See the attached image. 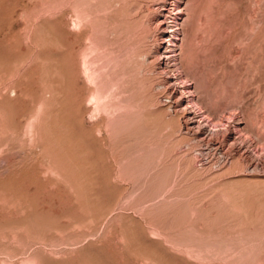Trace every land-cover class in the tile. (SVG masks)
<instances>
[{
    "label": "rangeland",
    "instance_id": "1",
    "mask_svg": "<svg viewBox=\"0 0 264 264\" xmlns=\"http://www.w3.org/2000/svg\"><path fill=\"white\" fill-rule=\"evenodd\" d=\"M125 1L0 0V264H264V0Z\"/></svg>",
    "mask_w": 264,
    "mask_h": 264
},
{
    "label": "bare ground",
    "instance_id": "2",
    "mask_svg": "<svg viewBox=\"0 0 264 264\" xmlns=\"http://www.w3.org/2000/svg\"><path fill=\"white\" fill-rule=\"evenodd\" d=\"M123 0H120V3L122 2ZM129 1V0H128ZM128 1H125V2H128ZM175 2H176V0H174ZM80 2V1H79ZM86 2V1H85ZM116 2V1H115ZM120 3H118V5L120 4ZM44 4V3H43ZM42 4V5H43ZM73 5V4H72ZM115 5V4H114ZM128 5V4H127ZM130 5V4H129ZM44 6V5H43ZM96 6V5H95ZM106 6V5H105ZM117 6V5H116ZM122 6V5H121ZM77 7V6H76ZM94 7V6H93ZM120 7V6H119ZM74 8V7H73ZM121 8V7H120ZM35 9V8H34ZM42 9H43V7H42ZM46 9H47V5H46ZM37 11V10H36ZM45 11V10H44ZM82 11H84V10H82V9H80V7H79V9H78V14H80ZM89 11H91V10H89ZM118 11V10H117ZM186 11L188 12L187 13V18L189 19V20H191V17L193 16L192 15V13H193V10H192V8H187L186 9ZM22 12V11H21ZM38 12V11H37ZM37 12H36V14H37ZM32 13V12H31ZM45 13H46V11H45ZM49 13V12H48ZM83 13V12H82ZM81 13V14H82ZM85 13V12H84ZM119 13V12H118ZM28 14V13H27ZM26 14V15H27ZM30 14V13H29ZM86 14V13H85ZM85 14H83V15H85ZM108 14V13H107ZM23 15V14H22ZM25 15V16H26ZM24 16V15H23ZM24 16V17H25ZM27 17V16H26ZM79 17V16H78ZM194 17V16H193ZM35 18V17H34ZM39 18V17H38ZM25 19H27V18H25ZM29 19V18H28ZM37 19V17L34 19V20H36ZM80 20H81V18H79ZM187 19V20H188ZM84 20V19H83ZM31 21V20H30ZM85 21V20H84ZM84 21H80V22H78L79 24V27H81L82 26V23L84 22ZM29 24V23H28ZM186 24H187V22L185 21L184 23H182V24H179V22L176 20L175 21V25L174 26H172V27H168V29H172V31H170L171 32V34H170V36L172 37L171 39H168V40H166L165 42H170L171 43V45H173V46H178L179 45V47H178V49L176 50V49H173V50H171V53L173 54L172 56H170V60H169V62H174L175 64H174V67H175V72H181L180 74H179V76L176 78L177 80H182L183 78H185V79H187L188 81H191V82H193V84L195 85V90H194V92L195 93H199V81H198V79L197 78H195L194 77V75H193V72H191V70L193 69V71H194V69L197 67L195 64H194V67L195 68H191V66L193 65L192 64V62H194V59H193V54H191V52L189 51V45L187 44V40H188V29L186 28ZM190 24V23H189ZM25 25V24H24ZM35 25V24H34ZM42 25V24H41ZM45 25V24H44ZM26 26V25H25ZM37 26V25H36ZM47 25H45V27H46ZM127 26V25H126ZM125 27V26H124ZM28 28V27H27ZM44 29V28H43ZM121 29V28H120ZM127 29V28H126ZM131 30V29H130ZM40 31V30H39ZM47 31V30H46ZM51 31V30H50ZM126 31V30H125ZM133 31V30H132ZM36 32V31H35ZM34 32V33H35ZM38 32V31H37ZM45 32V31H44ZM124 32V31H123ZM122 31L120 32V33H123ZM30 33V32H29ZM32 33V32H31ZM40 33V32H39ZM46 33V32H45ZM75 33V32H74ZM117 33V32H116ZM126 33L127 32H125L124 34L126 35ZM182 33V37H180V34ZM33 34V33H32ZM123 34V35H124ZM129 34V33H128ZM79 35V34H78ZM118 35V34H117ZM123 35H121L122 37H124ZM120 37V36H119ZM126 37V36H125ZM33 38H35V39H33ZM33 41L35 42L34 44L36 45H38V48H39V45H41V44H43L44 43V41H42V39H38L37 37H35V35H33ZM40 38H42V37H40ZM49 38V37H48ZM75 38H77V37H75ZM116 38H117V36H116ZM127 38V37H126ZM47 39V38H46ZM80 39V38H79ZM123 39V38H122ZM176 39H179V40H181V43L180 44H178L177 43V41H176ZM32 41V40H31ZM133 41V40H132ZM10 42V41H9ZM134 43V42H133ZM133 43H131V44H133ZM36 45V46H37ZM72 48V47H71ZM70 48V49H71ZM176 48V47H175ZM96 49V48H95ZM72 50V49H71ZM98 51V50H97ZM72 52V51H71ZM156 54H155V56H154V58H156L157 60H159V58H160V56L162 55V54H160V51L158 50V51H156L155 52ZM92 55V54H91ZM89 56V55H88ZM88 56L86 57V60H85V62H86V70H87V72L88 71H90V73L92 74V72L91 71H93L92 69H94L93 68V66L90 64V63H92L91 61L94 59L93 57V59H91V57L89 56V58H88ZM141 56H142V58H146L147 57V53L146 52H144V53H141ZM40 57V56H39ZM124 58V57H123ZM141 58V59H142ZM195 58V57H194ZM145 60V59H144ZM39 61H41V59L39 60ZM116 62L118 63L119 61L118 60H116ZM93 64V63H92ZM119 64V63H118ZM132 65V64H131ZM127 68H129V67H127ZM174 69V68H173ZM128 70V69H127ZM172 70V69H171ZM94 71H95V69H94ZM105 71H106V69H105ZM130 71V70H129ZM144 71V70H143ZM137 72V71H136ZM72 73H74L73 72V70H72ZM70 74L69 73V77H70V79H69V77H68V79H69V81H71V80H73L74 78H73V74ZM94 73V72H93ZM98 73H100V72H98ZM107 73V72H106ZM132 74V73H131ZM181 74H184V76H182ZM194 74H195V71H194ZM93 76H94V80H95V83L97 84V93L95 94V98L97 99V102H98V105H100V106H104V107H107V106H109L110 107V105L112 106L113 104H111L112 103V101H111V103H110V101H106V98H104L102 95H103V93H101L100 94V92H99V81H101L102 79H103V76L104 75H102V72L100 73V74H97V71H95V74H92ZM92 76V77H93ZM73 78V79H72ZM105 78H107V77H105ZM93 79V78H92ZM110 79V78H109ZM132 79V78H131ZM93 80V81H94ZM104 80V79H103ZM184 80V79H183ZM68 81V80H67ZM129 81V80H128ZM200 82H202V81H200ZM184 83V82H183ZM201 86L202 85H200V89H201ZM202 90H203V87H202ZM201 90V91H202ZM206 90V89H205ZM202 93V92H201ZM200 95H202V94H200ZM199 95V96H200ZM112 100V99H111ZM194 100V99H193ZM113 102H114V100H113ZM193 103V102H192ZM199 103H201V102H199ZM110 104V105H109ZM200 105H203V103H201ZM44 108V107H43ZM111 109V108H110ZM172 109V108H171ZM43 110V109H42ZM112 114H113V112H112ZM206 114V113H205ZM205 116V115H204ZM206 116H208V115H206ZM208 118V117H207ZM41 121V120H40ZM32 131L35 133V135H36V137H37V141L39 142V143H43V149H44V151H46L47 149L46 148H48V147H46L45 145H44V142H42L43 141V139H44V127H43V123L42 122H40V124H38V122L37 123H35V125H33L32 126ZM63 167V166H62ZM62 169H65V168H62ZM61 169V170H62ZM63 171V170H62ZM62 175V174H61Z\"/></svg>",
    "mask_w": 264,
    "mask_h": 264
}]
</instances>
